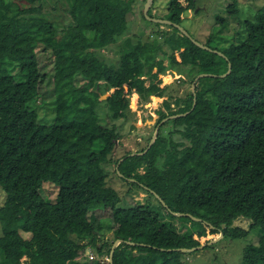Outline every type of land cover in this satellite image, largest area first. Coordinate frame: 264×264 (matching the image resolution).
Here are the masks:
<instances>
[{"label":"trees","instance_id":"trees-1","mask_svg":"<svg viewBox=\"0 0 264 264\" xmlns=\"http://www.w3.org/2000/svg\"><path fill=\"white\" fill-rule=\"evenodd\" d=\"M46 1L0 0V187L6 194L0 264H111L120 239L113 264H184L186 252L178 249L220 234L247 238L253 228H260L259 239L244 248L242 264H264V8L244 21L238 42L221 51L206 44L224 57L172 25L155 23L157 37L145 42L125 37L137 0H55L63 13L61 32L59 20L44 11ZM185 1L170 0L165 18L180 24L195 6ZM233 7L229 14L236 15ZM142 17L147 20L144 9ZM113 45L115 63L104 53ZM41 50L53 60L55 114L49 122L32 106L46 81ZM185 66L192 82L203 73L218 76L199 79L195 93L188 89L175 98V109L165 99L169 112H159L158 124L188 114L161 123L152 145L116 159L118 177L145 189L170 219L187 222L175 230L150 206H118L121 194L108 186L104 165L121 133L102 124L98 107L105 102L112 120L127 119L131 95L144 101L165 96L170 87L161 86L160 75ZM77 73L87 79L81 87ZM45 182L58 188L55 202L42 196ZM97 209L112 210L111 237L90 219ZM239 218L250 221L249 229L234 226ZM88 250L96 257L84 258Z\"/></svg>","mask_w":264,"mask_h":264},{"label":"rangeland","instance_id":"rangeland-1","mask_svg":"<svg viewBox=\"0 0 264 264\" xmlns=\"http://www.w3.org/2000/svg\"><path fill=\"white\" fill-rule=\"evenodd\" d=\"M146 2L145 0H137L134 12L129 16L131 26L125 37L134 38L135 36H140L143 42L154 39L155 36L157 37L158 26L155 25L157 22L147 18V20H144L142 17V9H145ZM194 2V8L188 9L182 15L181 26L186 28L191 36L200 43L205 45L209 43L210 46L215 47L219 51L228 48L231 43L238 42L239 34H242L244 21L253 18L252 15L255 11L264 8V0H194ZM180 3L183 6L188 5L185 0H180ZM169 4L170 0H155L152 7L149 8V12L153 8L150 13L151 17L167 20L166 18L170 16ZM231 4H234L232 12L235 11L236 15H233V13L229 14V6ZM44 11L49 12L55 22L59 20L57 31L61 32L64 27L62 25L61 3L55 0H48L44 3ZM218 20L222 21L223 25ZM160 24H162L160 28L170 29L169 24ZM117 48V45H113L104 51L109 62H117L116 60L119 56ZM39 59L41 72L46 75V81L41 85L40 98L32 106L37 110L43 121L49 122L55 114V109L52 105L54 96L53 60L51 53H44L42 50L39 53ZM165 64L167 65L166 59ZM189 69V66H185L179 70H168L165 74L160 75L161 86L170 87L167 94L163 97L152 95L148 100L144 101L136 94L131 95L130 112L127 119L112 120L105 102H102L98 107L102 124L116 125L117 131L121 133L120 144L111 156V160L104 165L109 176L107 180L108 186L115 188L121 194V202L118 206L131 208L137 203L150 206L157 211L164 222L172 225L175 230H182L183 224L187 222L170 219L145 189L131 187L126 181L122 180L120 178L122 176L118 172L119 165L116 163V159L121 158L129 151L138 152L142 147L150 143L157 129L158 131L160 129L161 123L158 124L159 112H169V109L165 108L163 104L165 99H169L171 107L175 109V98L183 97L188 89L193 90L194 81L192 82V74ZM86 82L87 79L81 73L76 74L75 83L78 87L83 86ZM146 83L148 85L149 80ZM167 131L168 129L165 133ZM174 139L176 141H184V138L179 134H176ZM141 172H143L142 169ZM41 194L46 200L55 202L58 188L51 182H45L41 189ZM5 200L6 194L0 187V208L4 205ZM89 217L94 224L97 222L103 224L104 238L112 236L114 224L111 209L91 211ZM234 226L249 229L250 221L239 218L235 221ZM2 234V226L0 224V236ZM21 234L26 239L31 237L30 234L23 231H21ZM259 234L260 228H253L247 238L231 240L228 238L223 239V236H220L218 242L211 248L186 252L182 256V261L184 264H242L244 248L248 245L256 244ZM92 256L96 257L88 250L84 258L92 259Z\"/></svg>","mask_w":264,"mask_h":264},{"label":"water","instance_id":"water-1","mask_svg":"<svg viewBox=\"0 0 264 264\" xmlns=\"http://www.w3.org/2000/svg\"><path fill=\"white\" fill-rule=\"evenodd\" d=\"M153 3H154V0H147V2H146V4H145L144 13H145L147 19H149V20H151V21H154V22H157V23H163V24H169V25H172V26L178 28V29L180 30V32H181L183 35H185V36H187L188 38H190V39L192 40V42L195 43L197 46H199V47H201V48H203V49H205V50H208V51H211V52H215V53H218V54H220V55L226 57L223 53H221V52H219V51H217V50H213V49L210 48L209 46H207V45H205V44H202V43H200L199 41H197L196 39H194V38L191 36V34L188 32V30H187L186 28L182 27L181 24L175 23V22H173V21H171V20L156 19V18L151 17L148 13H149V8L152 7ZM230 72H231V64H230V69H229V71H228L226 74H224V75H220V76H221V77H225V76H227ZM209 76H211V77H217L218 75H215V74H208V73H203V74H200V75H198V76L196 77V79H195V81H194V84H193V92H194V93H195V91H196V88H195V87H196V84H197L198 80L201 79V78H204V77H209ZM194 85H195V87H194ZM195 95H196V94H195ZM195 105H196V96H195V99H194V106H195ZM187 114H188V113H185V114H178V115L170 116V117L164 119L161 123H163V122H165V121H167V120H169V119H174V118H177V117L185 116V115H187ZM158 132H159V131H158V129H157V131H156V133H155L153 139H152L151 142H150V145H152V144L155 142V140H156V138H157V136H158ZM150 145L148 146L147 150L150 148ZM147 150H146V151H147ZM146 151H145V152H146ZM135 154H136V153H132L131 156H134ZM139 154H143V153H139ZM122 161H123V159L120 160V162H122ZM119 174L122 176L121 173H119ZM145 188L148 189L147 187H145ZM151 192L154 193V194L156 195V197H157V198H158V199L164 204V206L167 207V204L164 202V200H163V199H162L157 193H155L154 191H151ZM172 213H173L174 215H176V216H190V217H192V218L195 219V220L198 219V218L194 217V216L191 215V214H183V213H178V212H172ZM220 236H223V234H220ZM220 236H218L216 239L211 240L210 242L205 243V244H203V245H200V246H197V247H193V248H181V249H178V250L183 251V252H193V251H195V250L203 249L204 247H206V246H208V245H212L213 243L217 242ZM122 242H123V240H121V239L115 241V243H114V245H113V247H112V252H111V258H110V262H111V264H113V258H112L113 252H114V250L116 249V247H118ZM127 243L130 244V245H134L133 242H127Z\"/></svg>","mask_w":264,"mask_h":264},{"label":"flooded vegetation","instance_id":"flooded-vegetation-1","mask_svg":"<svg viewBox=\"0 0 264 264\" xmlns=\"http://www.w3.org/2000/svg\"><path fill=\"white\" fill-rule=\"evenodd\" d=\"M155 1V0H154ZM188 3V2H187ZM154 4V3H153ZM154 18V17H153Z\"/></svg>","mask_w":264,"mask_h":264},{"label":"clouds","instance_id":"clouds-1","mask_svg":"<svg viewBox=\"0 0 264 264\" xmlns=\"http://www.w3.org/2000/svg\"><path fill=\"white\" fill-rule=\"evenodd\" d=\"M168 20V19H167Z\"/></svg>","mask_w":264,"mask_h":264}]
</instances>
